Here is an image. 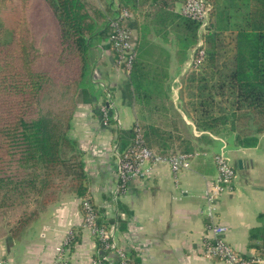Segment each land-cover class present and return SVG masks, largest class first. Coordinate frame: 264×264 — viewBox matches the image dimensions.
Listing matches in <instances>:
<instances>
[{
  "label": "trees",
  "instance_id": "1",
  "mask_svg": "<svg viewBox=\"0 0 264 264\" xmlns=\"http://www.w3.org/2000/svg\"><path fill=\"white\" fill-rule=\"evenodd\" d=\"M186 1L0 0V239L12 244L62 192L81 199L84 218L88 202L97 225L112 223L91 197L85 152L70 133L76 107L92 100V72L106 47L136 103L163 116L173 110L172 49L183 67L200 40V21L181 11ZM206 1L205 58L182 77L179 106L201 138L234 136L238 147H254L264 134V0ZM123 10L136 32L130 67L110 40ZM138 118L115 129L123 156L135 159L138 129L161 157L195 152L200 138L184 120Z\"/></svg>",
  "mask_w": 264,
  "mask_h": 264
},
{
  "label": "crops",
  "instance_id": "2",
  "mask_svg": "<svg viewBox=\"0 0 264 264\" xmlns=\"http://www.w3.org/2000/svg\"><path fill=\"white\" fill-rule=\"evenodd\" d=\"M110 1L117 4V0ZM172 52L171 103L177 105L179 114L171 109L164 112V117L135 102L128 93L125 74L114 65L110 49L100 48L92 72L94 96L90 102L77 105L70 132L85 152L91 197L108 219L118 222V242L131 249L135 264H225L205 254L213 223L228 228L224 237L238 252L264 257V134L256 146L248 148L238 147L234 136L206 133L201 138L203 133L179 106L180 75L187 64L178 67L173 49ZM100 81L109 87L120 124H110L99 114L105 96ZM138 117L182 119L200 139L195 141V152L188 155V168L174 172L169 157L146 163L145 175L131 179L112 207L111 196L118 187L115 129L130 128ZM222 150L231 158L237 178L219 196L214 216H209L207 194L216 184L215 156ZM80 205L77 196H60L12 244L0 239V264L50 263L74 229L80 236L69 246V264H92L96 243L91 232L82 226Z\"/></svg>",
  "mask_w": 264,
  "mask_h": 264
},
{
  "label": "built area",
  "instance_id": "3",
  "mask_svg": "<svg viewBox=\"0 0 264 264\" xmlns=\"http://www.w3.org/2000/svg\"><path fill=\"white\" fill-rule=\"evenodd\" d=\"M211 5L206 0H187L182 6L181 11L184 15L200 21L199 28L200 40L196 47L191 50L190 65L197 66L205 58L204 33L211 22ZM131 14L128 10H123L115 17L112 22V34L110 40L118 52L120 63H126L128 67L134 58L132 33L127 27V22ZM114 104L112 102L103 103L99 107L100 115L109 122L113 118ZM120 124V121H119ZM137 152L134 160H130L128 155H122L118 150L117 144L115 153L117 157L115 174L118 179V187L111 196L112 207L116 206L119 194L124 190L126 184L134 178L145 175L144 166L146 163L161 162L168 160L159 156L154 149L143 145V138L138 129ZM188 155L177 154L169 157V162L174 172L189 167ZM218 168L216 184L209 190L208 196V215L214 216L217 210L219 196L226 188H230L237 178L236 169L229 155L222 150L215 156ZM88 214L84 218L83 228L88 229L94 237L96 243V256L92 259V264H134L130 255V248L126 244L118 242L117 232L118 222H112L107 226L97 225L98 215L95 214L88 202H85ZM115 208L114 210H116ZM211 237L206 242L205 254L210 258L218 259L225 264H264V257H246L238 252L224 237L227 227L220 223L211 224ZM74 232L71 231L63 242L57 257L47 264H69V246L72 244Z\"/></svg>",
  "mask_w": 264,
  "mask_h": 264
},
{
  "label": "rangeland",
  "instance_id": "4",
  "mask_svg": "<svg viewBox=\"0 0 264 264\" xmlns=\"http://www.w3.org/2000/svg\"><path fill=\"white\" fill-rule=\"evenodd\" d=\"M96 2H98V3H100V4H102V5H105L106 3H108V1L109 0H95ZM131 33H132V38H133V36H135V34H136V32L133 30H131ZM132 43H133V46H134V42H133V39H132ZM117 51V50H116ZM133 52H134V48H133ZM190 55H191V52H190ZM187 64V66L185 67V70L183 71V73L180 75V82L182 81V77L184 76V74H185V72H186V70L188 69L189 70V68L188 67H190L191 65H190V57H188V59H187V61H186V63H184V65H186ZM183 65V66H184ZM179 72H180V70H179ZM99 86L104 90V95L105 96H103L104 97V99H103V101L101 102V105H103V103H106V102H112V94H111V92L109 91V87H108V85L107 84H105L103 81H100L99 83ZM182 88V87H181ZM181 88H180V90L178 91V96L180 95V91H181ZM179 102V101H178ZM179 104V103H178ZM100 105V106H101ZM173 105H175V104H173ZM99 106V107H100ZM174 108H173V111H177V109H176V107H177V105L176 106H173ZM178 112V111H177ZM178 114H179V112H178ZM113 120H115L116 122H117V124H119V121H120V117H119V114H118V111H117V109H116V107H114V112H113ZM227 189H229V188H226L224 191H226ZM224 191L222 192V194L224 193ZM72 196V194H69V193H67V192H62L59 196Z\"/></svg>",
  "mask_w": 264,
  "mask_h": 264
}]
</instances>
